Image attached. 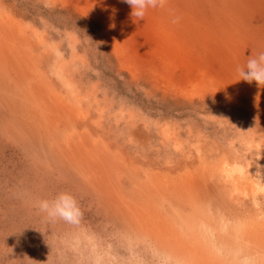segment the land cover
<instances>
[{
    "label": "rangeland",
    "instance_id": "1",
    "mask_svg": "<svg viewBox=\"0 0 264 264\" xmlns=\"http://www.w3.org/2000/svg\"><path fill=\"white\" fill-rule=\"evenodd\" d=\"M131 11L0 0V264H264V0Z\"/></svg>",
    "mask_w": 264,
    "mask_h": 264
},
{
    "label": "clouds",
    "instance_id": "2",
    "mask_svg": "<svg viewBox=\"0 0 264 264\" xmlns=\"http://www.w3.org/2000/svg\"><path fill=\"white\" fill-rule=\"evenodd\" d=\"M132 11L131 16L143 20L149 9L164 8L167 0H122ZM175 22V21H174ZM241 79L258 85H264V52L250 56L246 66L237 69ZM36 207L51 219H61L67 223H78L82 213L77 200L67 192L58 194L54 199H42Z\"/></svg>",
    "mask_w": 264,
    "mask_h": 264
}]
</instances>
